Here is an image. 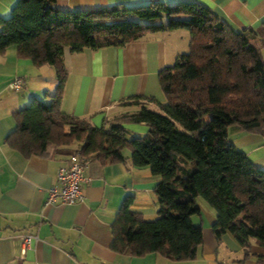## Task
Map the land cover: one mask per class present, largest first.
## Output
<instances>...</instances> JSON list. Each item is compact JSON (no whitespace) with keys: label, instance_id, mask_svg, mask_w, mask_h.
Listing matches in <instances>:
<instances>
[{"label":"trees","instance_id":"1","mask_svg":"<svg viewBox=\"0 0 264 264\" xmlns=\"http://www.w3.org/2000/svg\"><path fill=\"white\" fill-rule=\"evenodd\" d=\"M56 0H17L0 18V54L14 46L19 58L51 65L56 88L13 114L5 142L22 156H48L60 146L101 162L148 166L158 178L153 219L131 209L126 196L110 224L109 247L116 253H158L174 261L194 259L202 244L201 197L215 213L211 229L230 233L243 247L264 246V169L227 141L228 128L264 133V22L236 30L206 5L188 0L92 9L61 10ZM183 28L187 52L158 72L164 96L154 111L140 105L95 126L60 110L66 76L62 56L85 48L122 46L148 33ZM123 123L144 124L143 135H128ZM256 259L264 264V256Z\"/></svg>","mask_w":264,"mask_h":264},{"label":"crops","instance_id":"2","mask_svg":"<svg viewBox=\"0 0 264 264\" xmlns=\"http://www.w3.org/2000/svg\"><path fill=\"white\" fill-rule=\"evenodd\" d=\"M16 1L0 0V18L10 14ZM152 1L156 0H56L54 5L77 10ZM188 1L206 5L236 30L257 28L264 22V0ZM188 41V31L179 28L148 33L122 46L75 53L65 48L60 110L100 126L104 120L136 111L140 105L132 102L134 98L152 109L155 103L146 98L164 101L158 72L187 52ZM14 78L22 80L18 90L8 87ZM56 83L51 65L36 66L28 58H19L14 46L0 54V264H17L20 256L21 264H261L256 256H264V246L254 240L243 247L230 233L216 239L211 229L214 210L199 198L200 213L192 215V221L202 225V244L194 259L174 261L158 253L136 256L111 250L110 224L126 196L133 197L131 209L145 219L155 218L159 210L153 192L158 178L148 166L132 165L129 152L124 151L122 162L90 159L85 170L88 180L80 187L82 198L71 204L46 205V190L56 184V171L67 164L73 145L60 146L45 157L25 158L6 144L5 137L14 127L13 114L35 99L47 100ZM122 126L130 136L147 131L144 124ZM229 129L227 141L264 169V133ZM21 234L36 236L24 253Z\"/></svg>","mask_w":264,"mask_h":264},{"label":"built area","instance_id":"3","mask_svg":"<svg viewBox=\"0 0 264 264\" xmlns=\"http://www.w3.org/2000/svg\"><path fill=\"white\" fill-rule=\"evenodd\" d=\"M22 84L20 78H14L8 83V87L12 90H18ZM88 157L79 153L72 152L68 155L67 164L60 166L55 174L56 184L49 186L46 190L45 204H54L56 202L71 204L82 198L81 184L86 182L88 178L85 170L88 165ZM23 244L22 253L29 247V243L33 238L32 234L19 235ZM19 257L17 264H21Z\"/></svg>","mask_w":264,"mask_h":264},{"label":"rangeland","instance_id":"4","mask_svg":"<svg viewBox=\"0 0 264 264\" xmlns=\"http://www.w3.org/2000/svg\"><path fill=\"white\" fill-rule=\"evenodd\" d=\"M163 96V95H162ZM163 98H164V96H163ZM158 102H161L160 100H157ZM155 104H154V106H151L152 107V110H154V111H160L159 109H158V106H157V103L156 102H154ZM230 133V129L228 128V134ZM233 137H234V135H233ZM75 145H73V148L75 149V147H74ZM128 150H125V153L126 154H128ZM199 200H201L202 202H205L201 197H199ZM206 204V203H205Z\"/></svg>","mask_w":264,"mask_h":264}]
</instances>
